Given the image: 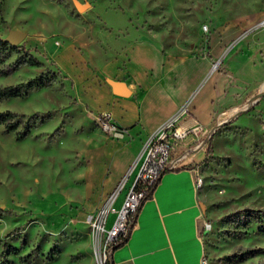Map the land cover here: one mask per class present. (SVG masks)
Wrapping results in <instances>:
<instances>
[{"label":"rangeland","instance_id":"1","mask_svg":"<svg viewBox=\"0 0 264 264\" xmlns=\"http://www.w3.org/2000/svg\"><path fill=\"white\" fill-rule=\"evenodd\" d=\"M246 21L255 24L240 28ZM228 26L254 34L259 51L264 0H0V38L23 35L8 62L28 53L41 63L0 76V87L43 71L57 75L48 87L0 101V111L45 117L21 140L0 125V261L103 264V249L85 221L98 203L86 195L83 153L105 134L98 115L80 102L79 88L132 40L199 56L210 34ZM259 54L264 68V50ZM256 90L250 103H237V114L214 127L196 168L209 264H264L258 231L264 230V87ZM9 247L18 254H5Z\"/></svg>","mask_w":264,"mask_h":264},{"label":"crops","instance_id":"2","mask_svg":"<svg viewBox=\"0 0 264 264\" xmlns=\"http://www.w3.org/2000/svg\"><path fill=\"white\" fill-rule=\"evenodd\" d=\"M240 28L212 32L199 56L162 52L144 38L132 40L108 62H100L95 81L85 90L79 88V100L90 112L108 113L125 130L121 139L103 134L84 149L86 195L98 203L89 213L123 183L114 201L119 206L139 165L143 144L167 121L180 114L178 128L195 133L182 141L174 153L181 159L161 175L140 206L128 238L111 251L112 264H200L203 200L195 183L196 168L205 158L214 127L234 117L241 107L237 103L254 99L257 86L264 87V81L262 86L259 83L264 68L258 60L264 47L260 45L258 51L255 35L241 34ZM215 61L218 67L210 71ZM109 81L122 85L128 94H115ZM243 81L246 86L240 85ZM111 220L108 215V224Z\"/></svg>","mask_w":264,"mask_h":264},{"label":"built area","instance_id":"3","mask_svg":"<svg viewBox=\"0 0 264 264\" xmlns=\"http://www.w3.org/2000/svg\"><path fill=\"white\" fill-rule=\"evenodd\" d=\"M202 31L207 32V26H204ZM218 64L219 61L213 62L210 71H215ZM179 115L167 121L158 131L148 137L143 144L139 165L131 183L123 194L119 206L115 207L114 201L123 183L117 185L86 216L85 221L95 239L96 245L101 246L103 249L104 260L114 246L123 243L128 238L134 225L136 214L144 200L150 195L153 185L164 172L175 168V163L181 158L176 157L174 153L189 134H195L192 129L180 130L178 128ZM98 124L102 132L108 137L121 139L124 135L125 130L117 127L111 121L108 113H102L98 116ZM203 143L204 141L200 144ZM195 183L196 186L199 184L198 178L195 179ZM108 215H112V220L109 224ZM208 229L209 224L203 221L200 231L204 232ZM200 264H209L205 254L202 255Z\"/></svg>","mask_w":264,"mask_h":264},{"label":"trees","instance_id":"4","mask_svg":"<svg viewBox=\"0 0 264 264\" xmlns=\"http://www.w3.org/2000/svg\"><path fill=\"white\" fill-rule=\"evenodd\" d=\"M14 49L15 46L0 38V76H9L22 65L37 67L41 65V63L35 57L29 55L28 53H25L23 56L16 57L13 61L8 62V59L10 58ZM56 78V73L51 71H43L27 81L0 87V101L11 97L26 96L30 90L48 87L55 81ZM44 120L45 117L38 112L25 115L10 110L0 111V125L7 133L14 132L17 140L25 138L31 132V130L40 126ZM158 181L159 180H157L153 185L152 190ZM150 195H148V197ZM258 231L264 232L261 227L258 229ZM121 244L114 246L111 251L119 247ZM5 254L17 255L18 250L16 248L9 247ZM109 255H107L103 264H112L109 260ZM0 264L9 263L0 261Z\"/></svg>","mask_w":264,"mask_h":264},{"label":"water","instance_id":"5","mask_svg":"<svg viewBox=\"0 0 264 264\" xmlns=\"http://www.w3.org/2000/svg\"><path fill=\"white\" fill-rule=\"evenodd\" d=\"M23 38V35L17 31H10L7 35V37H5L3 40L9 42L11 45L15 46L18 42H20ZM109 84L112 88V91L117 94V95H121V96H126L128 93L125 91V89L123 88L122 85H119L117 83H114L113 81H109ZM256 97V96H255ZM251 101L253 100L250 99ZM248 100L247 103H250L251 101ZM237 114V112H236Z\"/></svg>","mask_w":264,"mask_h":264}]
</instances>
